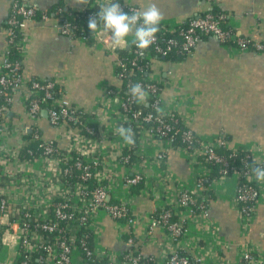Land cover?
Returning a JSON list of instances; mask_svg holds the SVG:
<instances>
[{"label": "built area", "instance_id": "2783aa9c", "mask_svg": "<svg viewBox=\"0 0 264 264\" xmlns=\"http://www.w3.org/2000/svg\"><path fill=\"white\" fill-rule=\"evenodd\" d=\"M203 1L207 8L190 16L186 29L179 28L180 23L178 27L161 24L163 32L176 30L182 42L179 44L175 37L156 35L151 44L153 53L165 55L179 46L180 51L190 55L199 40L198 33L202 32L213 35L220 42L225 38L232 39L235 44L225 47L234 53L250 50L249 43L255 51L264 50L263 18L258 21L262 26L257 25L251 36L240 34L237 30L228 31L220 25L224 15L216 17L209 12L217 0ZM106 2L94 0L93 3L100 6ZM120 3L128 11L137 8ZM87 9L90 15L96 12L92 7ZM60 11L61 8H57V12ZM34 13L35 8L26 0H12L4 27L6 48L0 65V264H137L142 258H150L154 264H191L179 254L178 249L191 254L198 264H264V245L261 242L246 240L237 247L234 260L228 261L217 255L215 261L211 259L213 253L202 252L196 242L188 243L186 237L187 222L193 218L203 219L211 234L217 230V226L207 219V207H204L203 201H208V190H212L214 184L228 177L236 180L232 202L242 231H248L259 201L264 200V181L257 180L252 172L256 165L264 167V145L234 143L222 132L211 137L197 133L200 139L195 140L197 146L193 148L187 144H176L174 134L178 131L175 126L178 120L183 124L180 132L182 140L191 142L194 137L191 117L180 110L186 102L185 94L166 99L162 95L163 83L149 76L145 81L137 82L146 92L145 98L138 100L132 94L126 97L120 95L117 83L115 87L106 89L102 103L107 101L109 104L117 98L121 125L131 127L135 140L131 144L125 141L118 131L120 125L112 131L116 138H120L117 142L124 148L122 151L118 149V162L130 172L118 177L107 159V151L103 149L109 135L104 130L98 131L96 120L100 118L96 114L94 118L87 116L74 105L56 80L27 79L24 75L23 31ZM44 17L46 14L42 15ZM15 28L20 33L16 39ZM101 29L92 33L88 29L89 34L81 29L79 39L87 41L90 37L95 43L103 44L108 54L115 57V68H120V72H115L119 82L125 76L126 62L118 56V45L112 43L111 37H108L110 34ZM60 31L69 35V22L61 23ZM11 43L18 47L20 60L9 59ZM130 64L134 66L136 61L132 60ZM158 84H161L160 87ZM14 95L20 99L30 120L22 130L28 133L30 129L32 134L28 138L20 137L9 142L14 128L5 119ZM148 101L150 109L143 111L141 105ZM43 111H46L50 124L57 129L58 136L65 138L64 146L56 144L55 140L40 137L35 124ZM143 137L153 139L157 149L153 157L156 163L162 162L167 150L181 149L195 171L192 185H179L171 198L164 190L168 174L156 176L162 184L160 197L164 198L163 206H169L158 217L151 215L157 207L149 215H141L131 205L132 195L147 187L143 170L145 162L137 153ZM239 152L243 154L239 159L240 165L230 166L229 158ZM199 155L205 156L206 161L222 165L219 176L208 186L203 180L208 177L210 167L200 160ZM249 160L253 161L252 165L248 164ZM229 170L232 172L228 173ZM139 183V190L133 191L132 187ZM151 191L154 196H159L157 191ZM198 196L202 199L201 209L195 213L190 204ZM170 212L178 215L176 221L170 222ZM100 214L117 222L118 235L127 244L125 250L119 252L96 245L94 237L99 229L96 220ZM139 222L146 224V237L151 236L155 227H161L165 232L168 230L166 233L173 247L161 257L141 253L134 235Z\"/></svg>", "mask_w": 264, "mask_h": 264}, {"label": "crops", "instance_id": "0c3cea01", "mask_svg": "<svg viewBox=\"0 0 264 264\" xmlns=\"http://www.w3.org/2000/svg\"><path fill=\"white\" fill-rule=\"evenodd\" d=\"M120 1L141 8L147 7L151 2ZM11 2L12 0H0V65L6 48L4 25ZM26 2L39 10L49 11V14L44 18H30L26 23L23 31L25 49L22 55L24 75L27 79L56 80L74 105L87 116L94 118L97 115L100 118L96 120L98 131L104 130L109 135L104 141L103 149L107 151L111 168L118 177L130 173L118 162V149L122 151L124 148L117 142L120 138H116L112 132L122 124L117 98L112 103H102L106 89L117 85L115 57L108 54L99 42L84 41L60 31L58 13L61 11L57 12V8H60L58 5L65 10L82 11L87 7H99L98 4H94V0ZM155 2L162 13L161 24L169 26H176L207 8L203 0ZM217 4L228 14L229 24L243 35L251 36L257 25L262 26L258 21L264 19V0H217ZM262 30L264 32V24ZM132 38L130 33L126 37L128 44L118 45L117 49L127 48ZM145 56L149 62V76L164 85L163 97L170 99L178 94H185L186 102L180 110L191 117L190 126L195 132L207 137L222 132L239 141L234 140V143H256V138L264 139V52L248 50L234 53L213 35H207L197 41L193 52L183 60H165L151 55L149 50L145 51ZM5 120L14 128L9 142L25 138L26 132L22 128L30 120L17 95L13 97ZM35 125L41 138L55 140L60 146L65 145V138L58 136L57 129L48 121L46 111L41 113ZM29 131L30 129L27 132ZM156 150L153 139L146 137L142 138L137 149L138 155L145 162L143 170L147 177V187L132 195L131 205L141 215H149L152 210L165 203L164 198L160 197L163 193L160 189L161 180L156 179V176L168 174L164 185L168 198L174 195V190L179 185L191 186L193 183L195 171L181 149L167 150L165 161L159 164L153 158ZM149 187L157 191L159 196H154ZM235 187L234 177H228L212 186L214 197L209 199L206 215L217 226L214 233L211 234L203 219L193 218L187 222L188 243L196 242L202 252L213 253L211 259L215 261L217 255L228 261L234 260L238 253L237 247L246 240L264 245V200L259 201L252 224L247 232H243L237 209L232 202ZM96 225L99 229L94 238L98 247L119 252L127 248L124 238L118 235L117 222L111 217L100 214ZM145 225V222H139L134 231L141 253L146 256H164L173 247L167 233L163 228L155 227L151 236L146 237ZM185 247L188 248V245Z\"/></svg>", "mask_w": 264, "mask_h": 264}, {"label": "trees", "instance_id": "16d2710c", "mask_svg": "<svg viewBox=\"0 0 264 264\" xmlns=\"http://www.w3.org/2000/svg\"><path fill=\"white\" fill-rule=\"evenodd\" d=\"M121 2V1H120ZM33 6V5H32ZM34 7V6H33ZM58 7L61 8V12L58 13L59 16V21L60 23H64V22H69V24L71 25V32H70V36L74 37V38H79L80 37V32L81 29H83L85 32H87L89 34V30L87 27V21L89 19L90 16V11L89 9H84L82 11H76V10H65L63 7L59 6ZM35 8V7H34ZM57 8V5H56ZM54 8V10L56 9ZM97 6L92 9L93 11H97ZM124 11H128L126 8L122 7ZM209 12H211L214 16H218V15H224L223 18L221 19V26L228 30V31H233L236 32V29L233 28L230 24H229V17L228 14H226L225 11H223L222 9L219 8L218 4H214L211 9H209ZM43 14H49V11L47 10H39L37 8H35V13L33 15V18H40L42 17ZM190 17H188L186 20H183L180 22L179 28L182 29H186L188 27V20ZM6 20H5V25L6 26ZM178 25H176L175 27H178ZM14 32L16 33V38L20 37V33L17 31V29L15 28ZM241 34V33H240ZM156 35L158 37H161V35L166 36V37H175L177 39V42L179 44H181L182 42V37L180 34L177 33L176 30L174 31H166L163 32V30L161 29L160 26V30L156 33ZM199 35V39H203L205 36L209 35L208 33H198ZM88 41H92V38L88 37L87 38ZM221 43L224 46L227 45H234V41L232 39L229 38H225L224 41H221ZM250 46V50L249 51H255V49L252 47L251 43H249ZM149 50V52L151 53V55L159 57V58H163L165 60H170V61H178V60H183L187 57V55L183 52L180 51L179 46L173 47L170 51H168L165 55H160V54H156L153 53L151 50V45H149L147 48L140 50L138 49L133 43L130 42L129 46L125 49H118L117 53L118 56L122 59V61L126 62V67L127 70L125 72V76L121 79V81L117 82L119 83V88H120V95L122 96H128L131 95V91L130 88L133 84L137 83L138 81H145V79L147 77H149V72H150V67H149V62L145 56V51ZM256 53L259 52H264L263 51H255ZM9 59L10 60H20L21 56L19 54L18 51V47L11 43L10 45V55H9ZM132 60L136 61V65L132 66L130 63ZM115 72H120V68L117 67ZM38 79V78H37ZM161 84H158V86L160 87ZM114 86H111L110 88H113ZM141 108L143 111H147L150 109V101H148L146 104L141 105ZM125 124V123H124ZM176 128L178 129L177 133L174 134V142H176V144L179 145H190V148H193L195 146H197V141H195L197 138H199L197 132H195L194 130H192L194 137L192 138L191 142H184L181 138V130H183V124L178 120V122L176 123ZM32 133L28 132L26 134H24L25 138H28ZM226 138L229 141H234L235 139H233L232 137H230L228 134H225ZM200 139V138H199ZM237 140H235L236 142ZM239 142V141H237ZM224 151V150H222ZM226 152V151H225ZM241 152L238 153V155H236L235 157H230L229 158V165H235L238 166L240 165L239 159L241 157ZM200 156V160H202L205 164H207L210 167V171L208 174V177L206 179L203 180L204 185L208 186L214 179H216L219 174H220V169L222 168V165L218 162H214V161H206L205 160V156ZM165 157L166 155L163 157L162 162L165 161ZM253 161L249 160L248 164L252 165ZM232 171L229 170L228 173H231ZM141 186V183L135 185L132 187L133 191H136L139 187ZM208 196V201H203V204H205L204 207H208L209 204V199L214 197L213 194V190H208L207 193ZM201 197H197L195 201H193L190 206L193 209V211L195 213H199L201 207ZM169 208L168 205H165L163 207H157L152 213L151 215L154 217H158L164 209ZM178 218V215L176 213L170 212V216H169V220L170 222L176 221ZM168 231V230H167ZM166 231V232H167ZM79 236H82L81 232L78 233ZM126 237V235H125ZM178 252L180 255L185 256L191 264H198V262L194 259V257L189 254L188 252L184 251L183 249H178ZM149 257V256H148ZM103 263V261L101 262ZM137 264H154V262L152 261V259L148 258H142L141 260H139V262Z\"/></svg>", "mask_w": 264, "mask_h": 264}, {"label": "clouds", "instance_id": "9594fccd", "mask_svg": "<svg viewBox=\"0 0 264 264\" xmlns=\"http://www.w3.org/2000/svg\"><path fill=\"white\" fill-rule=\"evenodd\" d=\"M162 13L157 7L155 0H151L147 7H137L134 10L124 11L120 0H107L101 4L97 11L89 16L87 27L90 32L102 29L110 34L111 41L115 45H127L126 37L131 33L133 39L131 43L143 50L151 45L156 38V33L160 30ZM131 94L138 100H143L146 92L139 83L131 86ZM119 134L128 143H134V135L131 127L120 125ZM255 177L259 181H264V167L256 165L252 168Z\"/></svg>", "mask_w": 264, "mask_h": 264}, {"label": "rangeland", "instance_id": "374dc122", "mask_svg": "<svg viewBox=\"0 0 264 264\" xmlns=\"http://www.w3.org/2000/svg\"><path fill=\"white\" fill-rule=\"evenodd\" d=\"M259 138V137H258ZM256 138L255 140L257 141L256 143L257 144H260V145H264V139H262V138ZM234 139V138H233ZM236 140V139H235Z\"/></svg>", "mask_w": 264, "mask_h": 264}]
</instances>
